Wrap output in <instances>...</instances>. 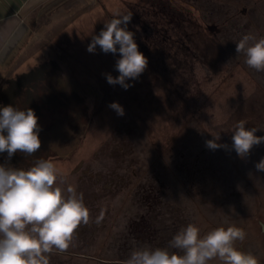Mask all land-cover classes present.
I'll return each instance as SVG.
<instances>
[{"label":"rangeland","instance_id":"1","mask_svg":"<svg viewBox=\"0 0 264 264\" xmlns=\"http://www.w3.org/2000/svg\"><path fill=\"white\" fill-rule=\"evenodd\" d=\"M50 5L38 16L36 37L32 33L24 45L37 49L24 64H34V56L36 63L55 59L60 83L53 90H76L84 106L56 123L46 111L38 115V153L23 163L5 157L0 164L27 170L39 159L51 160L83 193L93 221L106 210L100 225L78 229L66 251L77 255L53 254L50 264H122L137 247H167L189 223L201 235L220 226L244 229L237 247L262 264L264 172L255 165L264 158V143L241 159L231 137L240 120L264 136V72L235 52L244 35L264 37V0ZM116 12L132 14L127 29L148 59L140 77L126 81L132 85L127 90L106 78L119 75V52L87 51ZM113 102L123 116L109 107ZM217 134L222 147L209 149L206 141Z\"/></svg>","mask_w":264,"mask_h":264},{"label":"clouds","instance_id":"2","mask_svg":"<svg viewBox=\"0 0 264 264\" xmlns=\"http://www.w3.org/2000/svg\"><path fill=\"white\" fill-rule=\"evenodd\" d=\"M104 23L98 35L92 36L87 47L90 53L99 46L105 54L117 52L115 63L119 75H107L110 85L127 90L148 66V59L139 51L134 33L127 29L132 14L116 12ZM235 52L243 54L245 64L257 72H264V37L246 34L235 44ZM117 46H119L117 48ZM118 115H124L121 105H109ZM246 121H238L233 128L232 147L243 159L253 146L264 143L257 136L258 128H247ZM40 126L34 110H20L13 105L0 107V153L8 160L16 153L32 156L41 148ZM206 141L209 149L222 145L220 135ZM264 172V158L255 165ZM106 210L101 208L94 221L84 203L82 192L67 182L66 176L47 159H39L27 170L0 164V264H50V256L66 252L78 229L94 222L100 225ZM244 229L235 225L216 227L201 235L192 223L181 227L167 247H137L122 264H261L251 252L237 247L246 238Z\"/></svg>","mask_w":264,"mask_h":264},{"label":"trees","instance_id":"3","mask_svg":"<svg viewBox=\"0 0 264 264\" xmlns=\"http://www.w3.org/2000/svg\"><path fill=\"white\" fill-rule=\"evenodd\" d=\"M59 67L58 62L51 58L41 63L32 64L30 68L22 70L21 72L17 71L7 78L4 83L0 84V107L13 105L20 110L31 108L34 110L36 116L43 115L44 111H46L53 115L55 123L63 120V118L66 117L65 114L68 115V112L73 111L72 109L74 107L76 109H81V107L84 106V98L79 92L76 90L58 88L56 91L53 90V87L60 83L58 81L60 78ZM75 111L78 112L80 110ZM56 113H59L61 117H57ZM54 122L52 120V124H55ZM37 153L38 152L35 154ZM0 155L7 157L6 152L0 153ZM22 155L23 154L19 152L14 154L11 158L12 162L17 164L19 156H21L22 159ZM27 157L32 158L33 156H26V158ZM64 253L77 255L76 253ZM88 257L91 258V256Z\"/></svg>","mask_w":264,"mask_h":264},{"label":"crops","instance_id":"4","mask_svg":"<svg viewBox=\"0 0 264 264\" xmlns=\"http://www.w3.org/2000/svg\"><path fill=\"white\" fill-rule=\"evenodd\" d=\"M54 1L56 0H0V84L17 71L21 72L32 66L29 65L30 61L24 63L33 57L32 54L37 49L29 50L24 45L32 33L36 37L38 16ZM32 43L29 42L34 47ZM34 58L36 64L37 58ZM3 158L4 155H0V160ZM23 160H26L24 154L22 159L19 156L18 163H23Z\"/></svg>","mask_w":264,"mask_h":264},{"label":"water","instance_id":"5","mask_svg":"<svg viewBox=\"0 0 264 264\" xmlns=\"http://www.w3.org/2000/svg\"><path fill=\"white\" fill-rule=\"evenodd\" d=\"M262 231L264 233V222H261ZM264 264V263H263Z\"/></svg>","mask_w":264,"mask_h":264}]
</instances>
